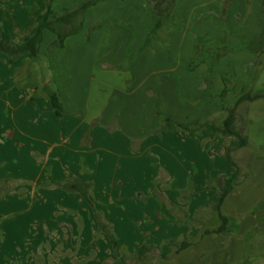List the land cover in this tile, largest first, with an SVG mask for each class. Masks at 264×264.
Segmentation results:
<instances>
[{"label":"crops","instance_id":"obj_1","mask_svg":"<svg viewBox=\"0 0 264 264\" xmlns=\"http://www.w3.org/2000/svg\"><path fill=\"white\" fill-rule=\"evenodd\" d=\"M77 1L0 0L6 41L20 44L38 17ZM223 1L177 0L176 25L160 28L147 44L153 29L148 0H105L86 11L82 30L64 48L49 53L57 36L44 30L36 61L11 63L0 54V264H36L37 255L46 264L51 256L53 264H129L123 254L136 264H191L226 250L228 239L227 263L245 262L242 239L264 231L257 221L264 210L241 219L235 238L207 233L219 217L215 205L225 178L241 169L229 150L219 152L229 137L209 127L223 121L211 120L218 111L211 87L198 88L215 78L223 92L225 76L204 65L187 70L194 29L209 37L195 17L214 26L210 11L221 13ZM239 11L248 12V0H233L230 13ZM49 91L59 96L61 116ZM167 118L202 128L166 131ZM249 168L222 206L226 217L264 207V156L255 155ZM67 223L71 234L60 227ZM36 224L49 233L35 232ZM72 237L77 248L68 246ZM143 241L152 252L145 260L136 255Z\"/></svg>","mask_w":264,"mask_h":264},{"label":"rangeland","instance_id":"obj_2","mask_svg":"<svg viewBox=\"0 0 264 264\" xmlns=\"http://www.w3.org/2000/svg\"><path fill=\"white\" fill-rule=\"evenodd\" d=\"M232 2L233 0H224L222 3V11L219 14H215L213 11H210V15L216 20V24L214 26L211 25L208 27L207 25H204L203 22L205 21L206 17L202 18V15L195 17V25L200 27L202 24L201 30H204L207 27L208 30L205 32H208L209 37L199 34V30L197 28L194 29L195 38L192 61H196L198 59V55H196V47H198L200 51H206L209 48H217L222 55V57L212 68H210L208 64H201L196 68L198 69L200 66L204 65L208 67L210 72H214V69H218V72L225 76L223 79H221L224 83V90L227 88L228 91L224 99L221 98V93H223L224 90L222 92L221 89H219L221 85L218 83V81L215 83V78L209 83L208 80L205 79L198 85V88L199 86L201 88H206L209 85L213 92L211 102L212 105L214 104L213 109L215 108L218 111L212 113L211 120L219 121L227 117V114L224 113L221 108L219 109V107H221L219 106L220 102H222V104L225 103L224 106L228 107L232 106L244 94H250L251 96H262V98L256 101L244 102L237 110L236 129L240 134L248 139V147L240 148L241 143L235 137H229L220 144L219 152L222 154L229 150L230 156L233 158V162L240 165L242 174H240L239 180H241L243 177V179H246L250 175L249 167L251 159L254 158L255 155L258 157L264 156V55H259L251 51V47H254V43L257 45V40L260 39L264 32V15L262 0H248V12L245 14L240 11V13L235 12L234 14H231L230 7ZM254 2H257V5L258 2H260L258 9L256 7L254 8ZM245 11L246 10L244 9L243 12ZM200 20L201 23H199ZM36 73L38 76L42 74V70L37 68ZM214 93H219L221 95L218 96ZM208 126L209 125H204L205 128H208ZM209 127L215 132L214 126L211 125ZM215 145L216 143H212L209 147V150L211 151ZM259 209L264 210V207H261L258 204L256 207L251 209L252 211L250 210L249 213L239 218L227 216L231 220L229 227H233L234 224H238L239 227L241 219L246 220L249 216H253L257 211H259ZM83 214L85 215L86 213L84 212ZM67 216L73 217L74 214L67 213ZM78 221L79 223H77V225L79 228L84 227L83 223L80 224V221L83 220ZM257 221L259 224H264V216L259 217ZM221 224L222 222L219 217L213 218L211 225L207 227L210 229L208 232L214 231V228L216 227L218 229V226L220 227ZM60 227L64 229V232L66 231L68 234H71V224L67 223V225H60ZM40 231L41 235L43 234L42 231L47 234L49 233L45 226L41 227V225L36 224L35 232L38 233ZM203 232L204 230H201L197 234V240L201 238ZM222 235H224L226 238H229L228 236L235 238L237 236V232ZM71 240L72 241L68 239V246L77 248L78 246L76 245V241L73 239V237ZM242 241L245 245V248L248 250V255L244 260L245 262L242 264H254L257 263L258 260H261L262 258L264 259V231H259V229H256L253 233L244 236ZM41 242L43 243L44 241ZM146 242L147 241H143V244L139 250L144 246L148 247ZM225 244L227 247L226 250H221L219 254L217 252L211 257H196L191 264H228L227 253L228 247L231 244L229 239L225 242ZM148 253L150 252H146L142 256L144 260L151 257ZM136 255L137 258H140L139 251L136 253ZM122 256L123 260L130 262L129 264H136V260L134 259L135 257H125L124 254ZM49 258L50 264H53L54 260L57 259V257L52 256ZM166 258L169 259V257ZM35 259L36 264H46V261H44L45 257L42 255H37ZM73 263L77 264L75 261ZM262 264H264V262H262Z\"/></svg>","mask_w":264,"mask_h":264},{"label":"trees","instance_id":"obj_3","mask_svg":"<svg viewBox=\"0 0 264 264\" xmlns=\"http://www.w3.org/2000/svg\"><path fill=\"white\" fill-rule=\"evenodd\" d=\"M103 1L105 0H78L71 9L63 10L60 13L49 10L44 19L42 17H38L34 21V23L29 28V34L18 45L8 43L6 41L4 31L0 27V54L5 55L11 63H17L25 57H29L30 59L36 61L40 57L39 47L42 42L44 30H49L57 36V40L49 48V53L64 48L65 40L82 30L86 11ZM176 2L177 0H148L149 8L153 13V29L148 36L147 44H149L150 41L155 38L156 32L160 28L173 27L176 25L172 18V12ZM262 5L264 15V0H262ZM96 29L97 27H94L91 30V33H93ZM257 42V45L254 43V47H251V51L259 55H264V32ZM196 55H198V59L196 61L190 62V64L187 66L188 71H194L197 66L201 64H208L209 67L212 68L222 57L217 48H209L206 51H200L199 48L196 47ZM227 92L228 91L226 88L221 95L222 99H224ZM260 98H262V96H251L250 94H244L232 106H223V111L227 114V117L223 119L222 123L219 125L216 123L212 124L216 134L225 137H235L241 142L242 148L248 147V139L240 134L236 129L237 110L244 102H253ZM49 99L54 111L58 116H61L63 113L62 105L57 92L49 91ZM201 128L202 127H200L199 123L197 122L190 125H179L172 122L170 118H167L163 125L164 130L171 132L183 131L198 133ZM240 174L241 169L237 168V171L233 175L225 178L224 187L218 193V201L215 205V209L222 224L218 229L207 233L232 234L236 232L238 224H234V226L230 228L229 224L231 220L230 218L223 215L221 209L226 198L231 194L233 189L238 184H240ZM70 189L76 190L75 187H70ZM81 195L85 200L88 201V197L85 192H81ZM111 241L113 245L117 247V241L114 237H112ZM186 247H188V244L185 243L180 249H184ZM146 252H151V249L147 246H144L140 249V259Z\"/></svg>","mask_w":264,"mask_h":264}]
</instances>
